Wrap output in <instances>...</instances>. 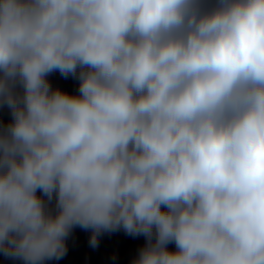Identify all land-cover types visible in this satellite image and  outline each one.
<instances>
[{
  "label": "clouds",
  "instance_id": "clouds-1",
  "mask_svg": "<svg viewBox=\"0 0 264 264\" xmlns=\"http://www.w3.org/2000/svg\"><path fill=\"white\" fill-rule=\"evenodd\" d=\"M0 107V254L264 264V0H0Z\"/></svg>",
  "mask_w": 264,
  "mask_h": 264
},
{
  "label": "water",
  "instance_id": "water-1",
  "mask_svg": "<svg viewBox=\"0 0 264 264\" xmlns=\"http://www.w3.org/2000/svg\"><path fill=\"white\" fill-rule=\"evenodd\" d=\"M53 87H59L70 93L78 89L79 81L73 76L63 77L58 71L48 77ZM11 119L9 110L0 107V121ZM91 230L76 227L66 240L67 251L59 260L47 261L46 264H133L139 249L145 244L144 236H132L123 229L104 232L98 237L97 245L91 244ZM170 249L175 245L170 244ZM0 264H22L0 254Z\"/></svg>",
  "mask_w": 264,
  "mask_h": 264
}]
</instances>
